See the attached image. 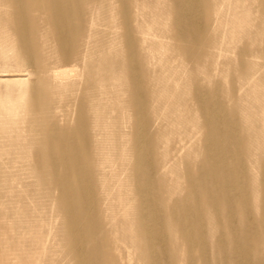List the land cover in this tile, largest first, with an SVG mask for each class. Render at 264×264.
<instances>
[{
    "label": "bare ground",
    "instance_id": "6f19581e",
    "mask_svg": "<svg viewBox=\"0 0 264 264\" xmlns=\"http://www.w3.org/2000/svg\"><path fill=\"white\" fill-rule=\"evenodd\" d=\"M151 55L175 66L151 64ZM254 57L264 59V0H0V61L28 77L24 94L0 107V176L27 170L33 180L17 194L31 207L0 209V264H37L41 218H27L45 209L47 196L60 221L54 246L71 264H160L156 243L183 264H235L208 258L218 247L203 240L218 230L248 241L232 208L227 221L217 206L233 190L241 205L253 201L241 196L238 176L249 173L233 156L257 155L264 185V139L247 125L255 108L264 109V76L250 74L259 68ZM202 80L212 92L227 91L240 132L218 126ZM166 82L184 88L157 91ZM49 109L60 112L49 119ZM31 113L40 120L28 131ZM5 188L0 182V207L11 194ZM14 214L21 220H7ZM254 240L264 251V228ZM235 247L245 255L249 246Z\"/></svg>",
    "mask_w": 264,
    "mask_h": 264
},
{
    "label": "rangeland",
    "instance_id": "374dc122",
    "mask_svg": "<svg viewBox=\"0 0 264 264\" xmlns=\"http://www.w3.org/2000/svg\"><path fill=\"white\" fill-rule=\"evenodd\" d=\"M166 0H149V2L157 3L161 6L164 5V2ZM136 12V8L134 9V13ZM186 11H183V14H185ZM137 14L140 15V11L137 10ZM144 17L142 19V22H144ZM200 21V18H199ZM219 24H217V21L214 24V28L217 29ZM145 26V25H142ZM105 29V27H104ZM112 36V35H111ZM230 36L236 37V33H231ZM149 38L156 41V42H167L165 38H160V35L157 33H150ZM168 44H173L172 41H168ZM105 49L109 47L108 44H104ZM204 45H202L201 50ZM205 47L211 48V45H207ZM197 48V47H196ZM217 52L216 50H214ZM236 56H238L237 53H235ZM149 61L151 64H160L162 66H165L167 64H170L172 66H175V62L166 63L160 59H158L156 56L151 55L149 58ZM253 64L255 66H258L259 68H252L250 67V74L255 77H263L264 76V59H260L258 57L253 58ZM11 70L15 71L14 73H5L3 71ZM17 71V65H15L14 62H10L7 60L0 61V107L6 105L10 101H16V98L24 94L25 92V85L27 83L28 77L25 76V74H21ZM17 73V74H16ZM214 73V72H213ZM20 74V75H19ZM5 75V76H4ZM168 79H171L167 77ZM203 79V77H201ZM237 84L241 83V80L237 77ZM201 83L203 85H206L208 87V92L206 93L208 97L211 99V112L215 113V111H219L216 116L218 117L217 122L219 120L218 126H221V128H225L227 126H232L233 132L236 134L237 132H240V126L237 123L239 112L233 111L231 104L227 100V91L224 90L223 92H212L209 90L210 83L202 80ZM228 82L221 81L220 84L223 86H226ZM179 88H184V86H171L170 83L166 82L163 85H160V87H157V91H167L168 93H174ZM76 90V89H75ZM243 92L240 91L239 96L242 95ZM172 98V97H171ZM258 104L261 103L259 99L256 100ZM243 107V105L241 106ZM260 110H264L262 108H255L253 112H251L248 116L249 119L247 120V125L249 127H257V132L261 134L262 139H264V123L262 120L258 119L257 122L254 121V115L257 114L261 119L264 120V112H261ZM60 111H53L51 109L46 110V115H48L49 119H52V116L56 113H59ZM28 118H30V122L26 126V130L32 131V128L36 129L35 124L38 123L40 120L34 113L27 114ZM48 119V120H49ZM50 120L49 122H51ZM159 122L157 123L156 127L154 125V129L151 130L154 131L157 129ZM231 135V134H230ZM229 135V136H230ZM229 136L223 137L227 142L230 141ZM0 143H4L6 145V142L4 139L0 138ZM200 152V151H199ZM184 151L181 152L183 154ZM199 154V153H198ZM253 154V152H252ZM245 153L243 152L240 156H233V159L231 162L233 164H236L237 166L243 168L244 170L247 169L248 171V179L246 175H240L238 176L237 184L240 187H244L242 190V195L249 196L252 198V202L249 205H241L240 199L238 198V190L231 192L227 196L228 198V204L225 203H219L217 204L218 208L221 206V215L222 217L228 221V216L230 215V211L232 212L233 216L230 215L232 218L234 224L242 225L243 229L245 231V234L248 237V241H244L242 239V235L238 239H232L228 234L223 233L221 236L218 232V230L214 234V239L211 241V239L205 238L203 241L206 244V248L209 247L212 243H215L218 247L216 251L209 253L208 252V258H215L220 257L222 263H228L232 262L235 264H264V251H258L255 249V238L260 234V231L264 228V224L258 220L257 216V206L259 203V212H261L262 208L261 205L264 203V185L261 184V178L263 176V172L261 170H258L256 168L257 160H259V157L257 155H250L249 157H244ZM153 161L156 160L155 158H152ZM154 168H156V165H154ZM106 172L108 174H114L115 168H105ZM13 170H8L7 178L0 176V182L3 184L4 192L8 191L6 190L7 185H11V194L10 197H8V201L5 207H0L1 210L4 211H17L18 209L22 208L23 205H28L29 207L32 206V203L29 198H19L17 196L18 193L22 191V188L25 190L29 187V185L33 184V180L30 177V173L25 170L23 172L15 171V173H12ZM177 179V178H176ZM5 180H7V183H4ZM177 186H180L181 184L176 180L175 182ZM2 188V187H1ZM100 188L94 187V196L97 200L100 202V206L104 207V202L102 199V194L99 193ZM215 194L213 193L212 196ZM45 201V209H37V213H33V217L27 218L32 223L38 219L41 218L40 221V242L42 244L41 253L37 259V264H71L69 261L68 255L65 253L64 249L61 247V245L54 246V237L51 235L52 232H54V229L59 224V218L54 212L52 211V204H53V198L50 196H47L44 198ZM1 206V205H0ZM229 208H232V210L229 211ZM40 213V214H39ZM107 216H110L111 213L109 211L106 212ZM116 221H119L121 215L120 212H117L114 215ZM7 220H10V222L15 223L19 220H21V217L16 216L15 214L10 217V219L7 218ZM17 224V223H16ZM259 226V228H258ZM210 227L209 223H206L205 230H207ZM217 228V227H216ZM216 230V229H215ZM33 233H28V235H33ZM205 234V233H204ZM236 242H241L243 244H246L249 247H246L245 249H248V251L245 253V255L239 254L237 251L235 244ZM160 244L156 243V249L155 251L159 252L160 256H158V262L160 264H183L182 261L177 259L178 252L174 251L172 249L171 251H163L160 248ZM231 246V247H230ZM251 248V249H250ZM115 254L117 257H126L129 256V252L122 253L118 250L115 251ZM173 258H176L177 261L173 262ZM263 258V260H261ZM131 264L134 262L131 260Z\"/></svg>",
    "mask_w": 264,
    "mask_h": 264
}]
</instances>
